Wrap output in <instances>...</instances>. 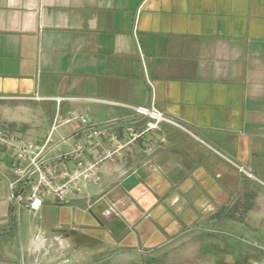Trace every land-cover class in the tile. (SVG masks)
Returning <instances> with one entry per match:
<instances>
[{
	"label": "crops",
	"instance_id": "crops-1",
	"mask_svg": "<svg viewBox=\"0 0 264 264\" xmlns=\"http://www.w3.org/2000/svg\"><path fill=\"white\" fill-rule=\"evenodd\" d=\"M0 101L49 114L48 129L10 133L27 140L70 112L107 130L81 152L100 182L37 212L25 202L18 224L0 173V264L264 251V0H0ZM152 105L179 125L145 131L133 108ZM85 132L60 127L48 159L73 167Z\"/></svg>",
	"mask_w": 264,
	"mask_h": 264
},
{
	"label": "built area",
	"instance_id": "built-area-1",
	"mask_svg": "<svg viewBox=\"0 0 264 264\" xmlns=\"http://www.w3.org/2000/svg\"><path fill=\"white\" fill-rule=\"evenodd\" d=\"M64 98H57L61 103ZM135 113L147 119L145 131L159 129L163 122L179 125L173 119L159 111L154 105L151 107L138 106L133 108ZM83 124L86 126L83 143L71 154L74 166L70 167L64 159L49 160L52 151H62L67 138L57 139L55 132L62 126ZM144 131V132H145ZM131 140L138 139L144 132H137L129 128ZM107 134L105 127L89 126L85 115L70 112L66 116L57 114L53 120L52 128L44 141L27 140L12 135L0 128V147L11 152L12 159L4 162L2 167L9 168L13 178L5 173L8 181L9 199L15 204L18 211L26 202L33 212L41 209L45 198L51 196L58 203H67L69 196L81 194L86 188L98 184L101 180L99 164L101 160L85 159L81 152L86 139L100 137ZM114 140L115 137L112 136ZM114 151L108 150L105 157H111ZM247 264H264L252 260Z\"/></svg>",
	"mask_w": 264,
	"mask_h": 264
},
{
	"label": "rangeland",
	"instance_id": "rangeland-1",
	"mask_svg": "<svg viewBox=\"0 0 264 264\" xmlns=\"http://www.w3.org/2000/svg\"><path fill=\"white\" fill-rule=\"evenodd\" d=\"M29 110L25 111V108L19 106L17 101H0V127L9 132V133H17L23 136H27L26 132H30L32 130H43V126L47 124V129L49 128L50 122L48 121L49 114L45 113L42 115L39 112L34 111L35 105H28ZM35 112V113H34ZM44 117V119L42 118ZM0 159H2L0 154ZM0 172L5 173L9 178H13V173L9 168L2 167V163L0 161ZM16 209V221L19 223V214ZM19 228V227H18ZM17 244V248H19V240L15 241ZM192 249V247H190ZM261 256L255 258V261H259L264 263V251L259 250ZM172 255L165 256L160 255L159 253L149 256H142L138 258V262L136 263L134 258L123 260L120 259H112L111 264H211L210 258H205L201 260V258L195 256H182L177 254V249L171 251ZM170 253V254H171ZM213 264V263H212Z\"/></svg>",
	"mask_w": 264,
	"mask_h": 264
},
{
	"label": "water",
	"instance_id": "water-1",
	"mask_svg": "<svg viewBox=\"0 0 264 264\" xmlns=\"http://www.w3.org/2000/svg\"><path fill=\"white\" fill-rule=\"evenodd\" d=\"M1 173V172H0ZM2 174V173H1Z\"/></svg>",
	"mask_w": 264,
	"mask_h": 264
}]
</instances>
